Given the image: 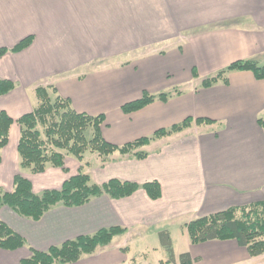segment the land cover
I'll return each instance as SVG.
<instances>
[{"label":"crops","instance_id":"0c3cea01","mask_svg":"<svg viewBox=\"0 0 264 264\" xmlns=\"http://www.w3.org/2000/svg\"><path fill=\"white\" fill-rule=\"evenodd\" d=\"M30 34L34 38L26 48L0 56V75L16 82L0 95V108L13 117L37 105L38 86L51 90L54 85L77 110L104 113L103 134L117 144L187 116L214 121H194L151 140L142 147L149 152L145 158L109 155L98 168V181L137 182L128 196L103 194L80 206L57 205L39 220L0 206V217L27 240L16 249L0 248V264H19L31 248L46 250L113 225L128 231L65 264H180L184 251L193 264H264V253L251 255L234 238L193 243L185 225L199 215L264 199V78L235 69L227 72V82L219 78L201 85L236 59L264 63V0H0V46H13ZM175 87L181 92L167 100L129 113L122 109L144 91ZM19 136L20 125L14 122L8 144L0 149V185L13 183L20 171ZM64 173L49 166L40 173L42 188L60 187ZM154 179L162 189L157 199L143 187ZM177 222L187 243L180 253L174 248L175 262L135 259L128 241L132 232L145 237L166 228L172 237L166 223Z\"/></svg>","mask_w":264,"mask_h":264},{"label":"trees","instance_id":"16d2710c","mask_svg":"<svg viewBox=\"0 0 264 264\" xmlns=\"http://www.w3.org/2000/svg\"><path fill=\"white\" fill-rule=\"evenodd\" d=\"M34 35L23 37L13 46H0V56L9 51H19L33 41ZM249 69L256 77L264 78V63L255 58H241L230 62L217 72L202 80V86H211L222 78L228 81L230 70ZM194 75L196 72L194 71ZM16 87L13 79L0 75V95L6 94ZM38 86L37 105L30 111L13 117L5 109L0 108V149L9 142L10 127L14 122L20 125L18 152L20 166L34 173L44 172L49 166L62 168L69 172L66 164L67 154L83 160L87 152L98 153L103 161L114 152L132 154L137 158H145L149 152L142 149L151 140L181 131L197 123H211L214 120L207 117L187 116L183 120L168 127H161L151 135L117 144L108 140L102 131L106 116L104 113L91 114L77 110L70 97L58 93L56 86ZM177 87L174 91L157 93L144 91L141 97L123 103L122 109L129 113L156 100H167L173 93H180ZM2 154L0 152V161ZM139 184L131 180L110 178L103 182L92 179L91 173L82 166L78 171L67 176L60 187H47L38 193L34 190L32 180L23 172L14 174L11 189L0 185V206L7 205L21 216L39 220L51 208L57 205L80 206L92 198L107 194L120 198L132 194ZM144 189L152 199L162 195L158 180L143 183ZM186 228L191 242L199 243L211 239L234 238L246 246L251 255L264 253V199L244 205H233L207 215H199L186 222ZM128 231L121 225L103 227L92 233L78 235L66 241L50 246L46 250L31 248V253L21 258L19 264H65L79 260L85 254L94 253L99 246L109 244L112 239ZM162 246L167 253V263L175 262L176 256L170 231L159 230ZM27 244L26 238L15 231L0 217V248L16 249ZM180 264H193L189 251L179 256Z\"/></svg>","mask_w":264,"mask_h":264},{"label":"rangeland","instance_id":"374dc122","mask_svg":"<svg viewBox=\"0 0 264 264\" xmlns=\"http://www.w3.org/2000/svg\"><path fill=\"white\" fill-rule=\"evenodd\" d=\"M69 155V156H68ZM67 165L71 169L70 172L64 173L63 175L65 177L69 176L72 173H75L78 171L79 167L82 166L85 171L91 173L92 179L96 182L98 181L97 178V171L99 170V167L103 166V160L102 157L98 153H92L87 152L85 154V157L83 160H78L74 155L67 154ZM19 170L22 171L26 176L30 177L36 185L35 191L40 193L44 188H42L41 183H43V174L40 173H34L29 169H21L19 167ZM1 176V174H0ZM2 177V176H1ZM46 179V178H45ZM50 181V180H48ZM12 184L10 181L8 183H1V186L3 185V188L11 189ZM49 187H55V186H49ZM166 226H168L172 232L173 237V246L175 248V251L177 253H180L181 251L185 250L186 248V240L185 237H187V234L183 228V225L179 222L175 224L166 223ZM129 243L133 244L135 254L137 253L135 259L141 260L143 262L149 263V262H155L158 260V258H166L167 254L163 248H161V241L159 237V233L155 232L153 230H150V232L145 236H140L137 231L132 232L128 236ZM147 246H158L159 248L157 250H149L146 249Z\"/></svg>","mask_w":264,"mask_h":264}]
</instances>
